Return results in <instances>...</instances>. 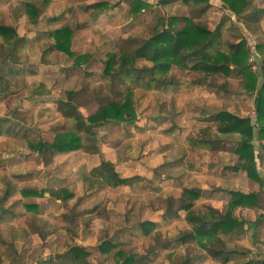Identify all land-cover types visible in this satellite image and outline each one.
Listing matches in <instances>:
<instances>
[{"label": "rangeland", "instance_id": "rangeland-1", "mask_svg": "<svg viewBox=\"0 0 264 264\" xmlns=\"http://www.w3.org/2000/svg\"><path fill=\"white\" fill-rule=\"evenodd\" d=\"M29 1L0 0V23L14 28L19 36L27 40L16 64H0V159L3 161L0 175L19 188L45 192L64 188L68 182L73 183L78 187L77 210L105 205L109 209V220L95 221L91 230L84 231L79 224L63 223L60 201L52 199L47 193L41 198L16 195L7 204L16 203L18 215L14 225L27 228L31 237L25 243L17 244L14 250L5 248L2 264H70L63 255L73 242L89 253V264H115L112 258L116 250L140 256L136 264H169L167 255L179 258L183 248H157L152 251L160 247L155 238L159 235L164 240L189 226L183 219L163 220L160 213L154 210L155 198L169 192L178 194L184 188H197L203 192V198L198 203H209L216 210L225 212L230 198L226 191L248 194L259 190V186L243 174L221 171L234 164L235 157L231 153H211L200 157L184 148L185 134L207 126L200 123L204 122L202 118L219 110L238 117H250L253 114V99L245 95L242 80L233 75L228 79L230 92L222 96L204 88L189 89L186 86L168 87L164 92L137 90L135 103L139 119L135 126L113 125L108 130H99L98 136L100 145L108 144L113 149L109 155L114 153L115 164H129V174L143 176L148 182L138 183L132 189L121 186L113 191L90 184L88 173L105 161V153L95 156L79 152L64 156L57 154L49 162L47 158H38L28 147V141L51 142L57 134L55 132L66 131L68 124L56 112V104L66 99L67 93L79 91L84 85L90 89L102 88L106 92L108 82L101 74L100 62L103 54L130 37H136L137 43L143 45L156 25L160 30L161 22L169 17L186 15L188 10L180 4L161 7L157 0H142L150 7L132 19L127 13L131 0H51L45 7H39L37 24L33 26L25 12ZM99 3H106L110 8L97 13L88 10L91 5ZM209 3L210 8L201 22L213 28L224 21L223 38L231 43L244 39L251 49L250 62L257 70L264 58V18L259 22V28L254 27L251 31L233 17L228 19L220 0H209ZM250 3L251 7L264 6V0H251ZM56 17L58 20L55 23L49 22ZM61 27H69L73 32L72 57L51 50L52 41L41 37L47 31ZM83 55L89 56L86 63L74 62L75 58ZM42 56L47 58L46 66L40 63ZM138 65L148 64L139 61ZM169 75L176 82L183 83L188 77L186 71L179 68L170 70ZM85 99L82 97L79 101ZM95 108L93 103L84 104L80 112L87 117ZM175 125L178 127L175 134L178 138H175L174 144L163 145L165 148L161 151L163 138L171 136L169 131L174 127L177 129ZM228 138L237 141L238 136L230 135ZM258 172L264 182V168ZM262 197L264 200V194ZM24 204L37 205V212L25 211ZM36 217L57 228L56 236L47 245L41 246L32 233L30 226ZM237 217L249 223L261 220V224L251 232L233 238L232 242L241 249L251 250L254 259H263L264 204L257 211L239 209ZM147 221L156 226L145 236L139 225ZM110 240L116 244L115 250L102 252L98 246ZM199 253V258L192 264H217L203 251ZM248 258V255H234L229 264H241Z\"/></svg>", "mask_w": 264, "mask_h": 264}, {"label": "trees", "instance_id": "trees-1", "mask_svg": "<svg viewBox=\"0 0 264 264\" xmlns=\"http://www.w3.org/2000/svg\"><path fill=\"white\" fill-rule=\"evenodd\" d=\"M50 1L27 2L25 12L31 25L37 24L39 7H45ZM220 1L228 19L233 17L236 22H241L251 31L254 27L259 28V22L264 18V8L251 7V0ZM37 3L40 5L37 6ZM157 4L161 7L180 4L186 7L188 14L169 17L164 20L167 23L161 22L163 24L160 30L156 25L152 29L151 37L141 46L136 37L121 39V45L103 54L100 59L101 74L108 82L106 92L102 88L90 89L88 85H84L79 91L67 93L66 99L59 100L56 104V112L68 124L66 131L55 134L51 142L28 141V147L38 158L72 152H80L86 156L98 155L99 130L109 129L117 124L135 126L137 90L164 92L168 87L186 86L189 89L204 88L222 96L221 94L230 92L228 79L233 75L242 80L245 95L253 99L252 116L238 117L225 110H219L207 117L204 121L206 127L188 132L184 145L190 153L194 152L200 157H207L211 153H231L235 157L234 164L221 171L243 174L246 179L257 184L259 190L248 194L226 191L230 198L225 212L216 210L209 203H198L203 198V192L197 188H184L178 194L169 192L155 198L154 210L161 213L163 220L183 219L189 228L180 230L164 240L158 235L155 242L160 247H155L152 251L157 248L182 247L184 252L179 258L167 255L169 264H192L199 258V251H203L217 264H229L234 255L249 256L247 261L241 264H264V258L254 259L251 250L241 249L232 242L233 238L251 232L261 224L260 219L255 223L244 221L237 217V211H257L264 204V182L258 172L264 168V58L258 69L254 70L250 62L251 49L244 39L237 43L225 40L222 34L224 21L213 28L201 22V18L210 8L209 0H157ZM149 7L142 0H131L127 13L134 19ZM109 8L108 4L99 3L91 5L88 10L97 13ZM57 20L56 17L49 22L55 23ZM41 37L52 41L49 47L51 50L67 57L73 56L70 50L73 32L69 27L49 30ZM26 45L27 40L19 36L14 28L0 23V64H16L21 54L19 52ZM256 49L260 52L259 46ZM43 56L40 63L47 65V58L43 59ZM88 59V55H83L75 58L74 62L86 63ZM139 61H145L148 65L139 66ZM173 68L186 71L187 81L176 82L169 75ZM82 97L86 99L80 102ZM91 103L95 104L96 108L87 117L83 116L80 108ZM177 130L178 127H174L169 133L178 138L175 135ZM230 135H237V141L228 138ZM2 163L0 159V164ZM190 165L191 163L189 167ZM88 177L90 184L111 189L121 186L131 188L138 183L148 182L138 176L120 179L114 171V165L109 161H101L90 170ZM77 188L75 184L47 192L28 187L19 188L16 183L0 175V264L5 248L14 250L17 244H23L31 237L27 228L14 225L18 215L15 211L16 203L13 201L7 204L16 195L22 198H41L47 193L52 199L60 201L63 210L60 218L63 223L79 224L84 231H88L95 220L108 221L109 212L105 205L90 210H77ZM23 208L33 213L38 209L35 204H24ZM155 226L152 221H147L140 224L139 228L148 236ZM30 227L41 246L47 245L57 233L55 225L37 217ZM112 243L110 240L100 244L98 248L102 252L115 250L116 244ZM88 257L89 253L74 242L63 255L70 264H89ZM112 260L115 264H136L140 261V256L129 251L116 250Z\"/></svg>", "mask_w": 264, "mask_h": 264}, {"label": "crops", "instance_id": "crops-1", "mask_svg": "<svg viewBox=\"0 0 264 264\" xmlns=\"http://www.w3.org/2000/svg\"><path fill=\"white\" fill-rule=\"evenodd\" d=\"M217 2V1H216ZM217 4V3H216ZM215 4V5H216ZM217 6V5H216ZM258 8H264V6H261V7H258ZM46 66V65H45ZM206 118H207V116H205L204 118H202L201 120L202 121H206ZM137 119H139V116L137 117ZM200 123H203V124H206L205 122H201L200 121ZM207 125V124H206ZM170 126V125H169ZM204 127H206V126H200V127H198L197 129H202V128H204ZM110 129V128H109ZM197 129H195V130H197ZM106 130H108V129H106ZM195 130H193V131H195ZM55 133H58V132H55ZM169 135H171L170 133H169ZM185 136H186V134H185ZM184 136V137H185ZM163 141H164V143L161 145L162 146V150L161 151H164V146L163 145H170V144H174L175 143V137H174V134H172L171 136H169V138L168 139H165V138H163ZM99 148H100V152L104 155V153L106 154V159H105V161H109V162H111L113 165H114V171H115V173L118 175V177L120 178V179H127V178H131L132 176H138V177H140V178H143V179H145L146 180V178H144L143 176H140V175H134V174H129V170L130 169H128V166H129V164H127V163H119V164H115V159H114V157H113V154H112V156H110L109 155V153H110V151H113V149L112 148H110V146H108V144H106V145H100L99 144ZM184 148L186 149V150H188L187 149V147L184 145ZM189 152V151H188ZM72 153H77V152H72ZM71 153V154H72ZM80 153V152H79ZM70 154V153H69ZM64 156V155H68V154H59V156ZM57 157V154L56 155H54V156H52V157H50V156H47V157H44V158H47L48 160H49V162H50V160L53 158H56ZM111 157V158H110ZM108 158V159H107ZM46 164H48V162H46ZM98 166V165H97ZM174 166V165H173ZM163 179H164V177H162ZM147 181V180H146ZM73 183H67L66 185H65V187L66 186H69V185H72ZM137 185V184H136ZM123 187V186H122ZM134 187V186H133ZM133 187H124V188H128V189H132ZM107 188V187H106ZM108 190H117V189H119V187L118 188H114V189H111V188H107ZM75 201V200H74ZM106 202V201H105ZM103 204V203H102ZM78 205H79V202H78ZM92 209V208H91ZM107 209V208H106ZM86 210H90V209H86ZM107 210H109V209H107ZM160 213V212H159ZM160 215H161V213H160ZM95 221H98V220H95ZM94 221V222H95ZM100 221H102V220H100ZM94 222L92 223V227L90 228V230L93 228V225H94ZM169 248H171V249H174L175 247H169Z\"/></svg>", "mask_w": 264, "mask_h": 264}]
</instances>
